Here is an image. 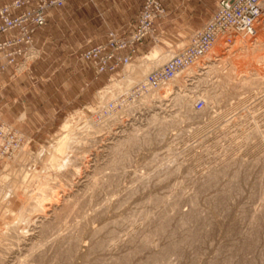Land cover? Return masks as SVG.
<instances>
[{
	"label": "rangeland",
	"instance_id": "obj_1",
	"mask_svg": "<svg viewBox=\"0 0 264 264\" xmlns=\"http://www.w3.org/2000/svg\"><path fill=\"white\" fill-rule=\"evenodd\" d=\"M158 1L162 3L165 9V17L158 20L160 22V25L157 27L158 33H155V35L153 33V35H151V45L144 47V49H142L138 55L136 54L131 63L137 62L139 59L149 55L154 50H157L160 54L167 53L171 57L178 50L186 47L189 44L193 33L200 29L208 21L217 3V0H213V9L212 12H209V10L211 9L210 1L207 2L208 6L204 1L202 7L200 8V11L199 9L198 11L194 9V2L196 0ZM67 3L65 5V112L61 117L60 122L56 124L53 132L47 138L38 140L35 143H31L18 132V134L24 138V142L21 145L20 151L14 153V156L9 159L3 158L0 155V245H8L11 243L9 240H12L11 236L13 234L10 232H12L15 227H18L20 230H26L27 233L31 232V230L35 226H37L38 221H40L43 217H40L36 213H34L29 217L30 222L25 221L23 223V221L21 220L17 221V217L20 214L21 209L27 207V202L23 201L24 198L22 199V197H20L23 187V184H21L23 181L22 177L25 174H27L28 177V180L25 181V185L26 183L27 185L29 184L27 191H30L31 194L34 191L33 189L40 193L41 191H39L38 189H43L44 187L41 185L46 183L47 186H53V184L55 183L56 185H54L56 187L61 184L64 187V173L65 179L67 181L69 179L71 180V178L68 177V172L66 171L69 166H65V169L67 168L65 172L64 169H62L61 163H59V166H61L59 167V169L55 168L56 171L55 169H51L53 167H51L50 156L48 155V152L50 151L49 146L51 147L52 143L63 135V133L60 131V127L64 123V121L68 117H70V115L80 112L81 117L90 121L95 120L94 122L99 123L102 120L100 119L102 118V115L103 117H106L107 112L105 109H107L116 113L119 111L123 112L122 115L119 112V118L121 119L119 122H112L114 118L111 119V125L109 124L110 129L104 130L99 133L98 141L94 146L96 149L92 147L88 156V159H90L89 165H92L88 170L92 171L90 175L94 174L92 176L89 175L90 178L94 179L102 177L99 178L100 180H103V178H105V181L103 180V183L101 181V184L99 183L100 180L98 179L99 181L97 180V185L95 187L97 188V190H102L104 188L106 190H100L95 193V187H90V185L88 186V188H79V190L76 189V187H74L73 185H69L72 184V182L69 180L71 183L68 181L69 183L67 184L71 188L67 187L68 185H65V199L68 198L69 202L72 201L70 205L74 209L70 207V211L65 215V218H68H66V221H64L66 224L64 223L62 226L52 229L46 236L48 238L46 240L47 242H43L44 244L40 246L38 250L36 249L37 253L36 251L31 254H26L24 251L21 252L22 254L25 253L26 255H24L27 256V258H25V264H196V262L197 264H251L253 261L254 263L262 264L261 261H263L264 259V255L262 254L264 253V227H262L264 226V222H262L264 221V209L261 206V203H264V201H262L264 200V193L263 196L261 194L262 191L264 192V190L261 188H264V46L252 54H241V57L238 59V63L236 61V64L239 66L240 73L237 75V77H234L230 84L227 83L226 85L228 86L227 89L229 88L230 91H225V89L224 91H222L220 89H217V87L212 84L214 80L219 81L217 73L215 72V74L212 73L208 75L205 80H203V77H200L202 78L200 82H196V79L193 80V77L197 78L196 75L190 76V78L192 77V79L189 78V81L185 82V86L183 87L184 89L182 88L181 91L183 93L185 91V93L191 92V95L195 94V98L198 96L192 104V109L196 114V118L193 117V120L187 118L183 119V116L188 115L187 113H184V111L182 112L183 114L179 112L180 110L178 109L177 104L174 101V95L172 93L162 101V107H160L161 111L157 109L155 110V113L158 112L157 114L159 115L160 121H157L159 124L156 123V130L154 129V131H150L148 134H146V139H144L141 132L145 130L146 126L148 127L147 123H150V119L153 113H149L148 117L146 114H144V116L142 117L140 116V114L143 115L144 110H141L143 109V107H141L139 111H131V106H129L132 104L134 105L135 102L139 101V98L142 94L141 92L138 98L134 96L135 88L138 82H140L141 80L140 76H132L133 78L131 79L133 83L127 89H124L122 87V84L125 83L124 80L129 79V73L131 72V70L125 68L126 66H120L119 68H117L116 72L112 74L107 75V73H104L100 78L99 75L96 74L95 69L91 67L89 63H83L81 57L77 56V53L80 52L84 48V46H87L91 41H86L84 44H81V41L75 40V38L70 39L73 33H75L76 35V32L78 30L82 33L85 32V34H93L98 30L107 31V34L112 31L121 36H124L130 31L131 27L136 24L137 15L141 7V1L70 0V2L68 4ZM198 15L204 17L208 15V19H203L202 21L204 22L199 27L196 26L199 22ZM68 29H70V32L68 31ZM258 32V34L264 35V28H259ZM145 44L147 43H144V45ZM80 45L81 47H78ZM72 49H74L77 53L71 54L74 51H72ZM46 53L47 55L46 59H44L45 61L48 59H55L58 64L61 62V55H59V53H57L55 50L51 49ZM38 56V59L42 58L39 52ZM76 56L79 58V60H81V62L83 63L82 65L81 63H79L80 61L75 60ZM260 57L261 59L263 57V60H259ZM169 58L163 60L164 62L155 67L146 66V71L143 70L142 72L143 78L144 76L146 78L147 74L159 68ZM45 61L39 63L35 68H33V70L32 68H30L20 75H28L31 78L35 74L38 80H41L42 82V80L46 79L49 76H53L54 74V76H59V79L61 80V77L64 76V73L61 70V66L51 67L49 63H45ZM77 63L79 65H77ZM77 70H81L83 72V77H76ZM203 72L204 70L200 73ZM181 73H184V71ZM181 73L179 75H181ZM245 78H247V83H245ZM77 79L79 80L80 87L82 86V89H84V91L82 92L83 98L79 99L76 98L78 83ZM112 81H116L114 84L116 88L113 85L110 86L112 84ZM117 82L120 84H118ZM116 83L120 88L117 87ZM171 83L172 82H169L168 84ZM192 85L194 88L192 87ZM105 88H108V91H106ZM213 88L217 90L215 91L213 90ZM103 89H105V91H102ZM109 89H111L112 91ZM178 89L180 88L174 87L173 91H176ZM187 89H189L190 92ZM205 91L210 92H206L205 94L203 93ZM101 92L102 94H99ZM207 94L213 95V99L214 97L216 98L214 99L213 103L208 101L209 99H206L205 95ZM105 95H107V97H105ZM198 99H202L204 101V107L201 111H197L195 108V102ZM69 100L72 101V104L70 103V105H68L67 103ZM205 100H207L206 102H209L208 106H205L207 105ZM155 105L157 106L158 103H156ZM111 106L112 108H110ZM121 108H123L122 110H125L126 112L122 111ZM208 110L210 111L211 115H209ZM137 112H139L140 114ZM135 117H139L140 119L133 122V119ZM180 118L182 120H180ZM130 124L132 125V129H134V132L137 131L135 132V134L139 136L140 142L134 146L129 144L128 147H125L126 149H124L123 147L119 149L115 154L111 153L110 156L106 155V153L102 151L104 149L105 142H107L104 141V139H108L107 134L105 133L111 132L112 134H114L113 138L117 136L115 138L118 139V137L120 136L118 132H120L121 130V125L126 126ZM4 125L8 126L7 124ZM0 126H2V124ZM158 126L160 127L158 128ZM129 132L132 131L129 130ZM140 133L142 135H139ZM140 136L142 137L140 138ZM256 143L261 144L260 148ZM255 144L257 145V148ZM45 147L47 148V151ZM256 149L262 150L260 151L261 153H258L259 151H257ZM121 151L123 152V155ZM95 160H97L96 162H98L99 164L98 167L102 166L101 168L99 167L96 170L95 166H93L97 165V163H93V161ZM103 172L104 174H102ZM31 173H37L40 179L38 177L34 178V181H32L33 178L29 177ZM107 173H109L108 177ZM114 173H116L117 175ZM96 174L98 176H96ZM111 174L113 176H111ZM104 175H106L108 179L106 177H103ZM121 175H123V177ZM142 176L143 178L141 179ZM92 180L90 179V181ZM106 181L109 182L105 184L104 182ZM94 182H96L95 179ZM109 183L111 185H109ZM103 184L105 185V187L103 186ZM112 184H114L113 186L115 187H113ZM98 186L99 188L100 186H103V188L98 189ZM89 187L93 189L91 190ZM118 187L120 188L118 189ZM115 188L119 193L114 192L116 191ZM125 188L127 189L125 190ZM68 189L71 190L68 191ZM88 189H90V193L95 189L94 193L96 194V196L95 194H93V192L91 193L93 196L90 195ZM113 189L115 190L112 191ZM128 189L133 190V192H130V190ZM81 190H85V194H83V191L81 192ZM128 191L130 192V194ZM258 191L261 192V195ZM57 192L60 195L62 194L59 187ZM86 192L88 194H86ZM243 193L245 196L247 194L248 195L244 197ZM31 194L29 196L32 197L36 193H34L33 195ZM98 194L100 196H98ZM118 194L122 195L119 196ZM110 195H112V197L111 199L109 198L110 200H108L107 197H110ZM82 197H85V200H83ZM121 197L123 198V200ZM252 197H256L255 202H258V200L260 201V198L262 197L261 203L256 202V205ZM97 198L98 200H96ZM91 199L93 202L91 201ZM106 199L111 202L109 203ZM249 199L252 202H250ZM73 201L74 205H72ZM245 201L248 203H246ZM87 202L88 204H90L89 206L88 204H85ZM107 202L109 203V205ZM101 203L102 205L100 206L99 204ZM245 203L246 207L252 206V208L256 207L258 210H256V217H254L252 222L248 225L244 222L243 218L245 214L242 213L245 210ZM94 207L97 209H95ZM109 209L112 212H110ZM72 210L73 212H71ZM91 211L93 212L91 213ZM195 211L199 212L196 213ZM72 213H74V215ZM209 214H211L213 217ZM76 216L78 219L76 218ZM86 217H88L90 223L88 221L86 222ZM121 217L122 220L120 222ZM102 218L105 219V222H103L104 220ZM206 218L208 220H206ZM212 218H214V220L219 219L218 223L217 220L213 222ZM79 219L82 221L84 219L85 220L81 222ZM241 219L243 220L241 221ZM123 222H126V227L124 226ZM112 223L115 225H113ZM85 224H88L90 226H86ZM108 224L112 225L110 226ZM101 225L102 228L104 227L103 230L101 228ZM243 225L247 229L244 228ZM71 226L73 227V229ZM109 226L112 230L109 229ZM258 229H260L259 232L261 233V235L259 232H257ZM131 231L135 233V235L130 233ZM253 231H255L256 233ZM52 233L54 235H52ZM240 233L242 235H240ZM89 234H94L91 236L92 239L94 237L95 240L89 239ZM112 234L116 235L113 236ZM124 234L127 236V238ZM130 234L132 235L130 236ZM257 234L260 236H258ZM51 235L54 237H52ZM91 236L89 235L90 238ZM103 236L106 238H103ZM117 236L120 239H118ZM74 237H76L75 240ZM107 237L109 238L107 239ZM111 237L113 238L111 239ZM124 237L126 238V240ZM59 239L62 240L60 241ZM50 240L54 243H49ZM111 240L112 243L114 242V240L116 241L114 242L115 246L113 243L114 247L112 246V243H109V241ZM101 241H104V248L108 249L105 252H101V249L94 248L97 246L96 243L98 242V245H100ZM240 241L244 242L241 243ZM91 242L95 243H93L94 247ZM258 242H260L259 246L257 244ZM121 243L123 244V246ZM64 244L65 246H63ZM250 244L254 245V248ZM204 245H206V247ZM244 245L247 248H245V250H243ZM212 248H214L215 251ZM74 249H77L82 253H86L84 257L86 260H84L83 258L80 260L79 258L74 256ZM221 249H223V252L221 251ZM71 250L74 251L72 252ZM254 250L257 251V254ZM249 251H251L252 254L251 252L248 253ZM206 252H209L210 255H207ZM258 253L260 256L258 255ZM35 254L37 257L35 256ZM99 254L101 255L99 256ZM249 254L252 255H250V258H248ZM244 255L250 262H244L246 261ZM253 255H257V257H253ZM197 258L201 260L199 261L197 260ZM58 259H60L61 261ZM69 259L71 260V262ZM215 259L221 260L217 261ZM203 261L206 262L203 263Z\"/></svg>",
	"mask_w": 264,
	"mask_h": 264
},
{
	"label": "bare ground",
	"instance_id": "obj_2",
	"mask_svg": "<svg viewBox=\"0 0 264 264\" xmlns=\"http://www.w3.org/2000/svg\"><path fill=\"white\" fill-rule=\"evenodd\" d=\"M259 32H257V34H256V36H255V38L252 40V39H250V38H248V37H246V36H242V35H240V36H235L234 37V40H233V42H232V44H226L225 43V39L223 38V37H218L217 38V40H216V42L214 43V45L212 46V48L210 49V51L207 53V55H205V56H203L202 57V59L201 60H199V61H197L194 65H192V66H190V67H188L187 69H185L184 70V73H181V75H177L172 81H170V82H172L171 84H168V83H166V84H163V85H161V86H159L158 88H156V89H150V88H147V89H145V90H143L142 91V94H141V96H140V98H139V101H137V102H135V104L133 105H129V106H131L130 108H131V111L132 110H140L141 109V107H143V109H141L142 111H143V115L142 114H140L139 112H137V113H139L140 114V116H144V114H146L147 115V117L149 116V113H153L152 114V116H151V119H150V123L148 124L147 123V125H148V127L146 126V128H145V130H143L141 133L143 134H139V135H142L143 137H144V139H146L145 137H146V134H148L150 131H154V129H155V127H156V123H158L157 121H160L159 120V115L157 114V113H155V110L157 109V110H160V107H162V101L163 100H165L169 95H171L172 93H173V95H174V101H175V103L177 104V107H178V109L180 110L179 112H183L184 111V113H187V115L188 116H183L182 114V116L184 117H181V118H183V119H185V118H187V119H194V118H196V114H195V112L193 111V109H192V104L194 103V101H195V99L198 97H196L195 98V94H193V95H191L192 93L190 92V88L189 89H187L190 93H183L182 91H181V89L185 86V82H187V81H189L188 79L190 78V76H192V75H196L197 76V78H195V77H193L194 79L193 80H195L196 79V82H200L201 80H202V78H200V77H203L204 79L203 80H205V78H207V76L208 75H210V74H212V73H217V77H218V79H219V81L218 80H214V82H215V84L217 85H215L214 84V82L212 83L215 87H217V89H220V90H222V91H224V89H225V91H230L229 90V88L227 89V87L228 86H226L227 85V83L228 84H230V82H232V80L234 79V77H237V75L240 73L239 72V66L236 64V61H237V63H238V59L241 57V54L242 55H248V54H252V53H254V52H256L257 50H259L260 48H262L263 46H264V35L263 34H258ZM239 52V53H238ZM35 55H37V53H31V54H29V56H32V57H35ZM170 57V55L169 54H160L157 50H154L152 53H150L149 55H147V56H144L143 58H141V59H139L137 62H133V63H129V64H127L126 65V69H129V70H131V72L129 73V79L128 80H124V82L125 83H123L122 84V87L125 89H127V88H129L131 85H132V79L131 78H133L134 76H136V77H138V76H140V82H138V84H137V86H141V85H143L144 84V82H145V76H144V78H143V74H142V72H143V70H145L146 69V66H151V67H155V66H157V65H159L160 63H162V62H164L163 60H166L167 58H169ZM259 60H263V57H262V59H261V57L259 58ZM259 62V61H258ZM27 65H28V62H25V63H23V64H21L19 67H18V71H20V70H24L26 67H27ZM222 67V68H221ZM148 68V67H147ZM204 70V72L203 73H200L201 71H203ZM146 71V70H145ZM129 72V71H128ZM200 74H199V73ZM197 73H198V75H197ZM214 73V74H215ZM133 76V77H132ZM259 76V75H258ZM126 77H127V75H126ZM216 77V78H217ZM125 78V77H124ZM134 79H136V78H134ZM139 79V78H138ZM191 79V78H190ZM137 81V80H136ZM218 81V82H217ZM115 82L116 81H112V84L110 85V86H115L114 84H115ZM191 82V81H190ZM196 82H195V85H196ZM248 81H247V78H245V83H247ZM251 82V81H250ZM255 82V81H254ZM118 83V82H117ZM116 83V84H117ZM135 83V82H134ZM192 83H194V82H192ZM118 84H120V83H118ZM118 84H117V87H118ZM134 85V84H133ZM175 85V86H174ZM187 85V84H186ZM191 85V84H190ZM189 85V86H190ZM198 85V84H197ZM213 85H212V87H213ZM251 85V84H250ZM110 86H108V87H110ZM172 86H174V87H178V88H180V89H178V90H176V91H173V88L174 87H172ZM188 86V85H187ZM246 86V85H245ZM252 86V85H251ZM192 87H193V85H192ZM255 87V86H254ZM115 88H116V86H115ZM118 88H120V87H118ZM122 88V89H123ZM194 88V87H193ZM106 89V91H108L107 89L108 88H105ZM105 89H103L102 91H105ZM175 89H177V88H175ZM184 89V88H183ZM202 89H204V88H202ZM216 89V90H217ZM109 90H111V89H109ZM114 90V89H113ZM192 90V89H191ZM206 90V89H205ZM211 90V89H210ZM213 90H215V88H213ZM215 90V91H216ZM112 91V90H111ZM219 91V90H218ZM206 92H210V91H205V92H203V93H205L206 94ZM111 93V92H110ZM216 93V92H215ZM99 94H102V92L101 93H99ZM210 96V97H209ZM105 97H107V95H105ZM112 97V96H111ZM205 97H206V99H209L208 101H210L211 103H213V101H214V99H216L215 97H214V99H213V95H205ZM204 97V98H205ZM216 97H217V95H216ZM255 97V96H254ZM103 98V97H102ZM207 100H205V102H206ZM156 103H158V105L156 106L155 104ZM161 103V104H160ZM208 103L209 102H206V104L207 105H205V106H208ZM127 105V104H126ZM211 105V104H210ZM128 106V107H129ZM208 108V107H207ZM123 108H121V110H122ZM162 109V108H161ZM106 110V112H107V115H106V113H105V115H106V117H103V115H102V118H100V119H102L99 123H96V122H94V121H90V120H87V119H85V118H83V117H81V113L80 112H78V113H74L73 115H70V117H68L65 121H64V123L61 125V127H60V131L63 133V135L61 136V137H59L55 142H51L52 143V146L50 147L49 146V156H50V163H51V167H53V168H51V169H59V167H61L62 166V169H64V172H65V170L67 169H65V166L67 167V166H69V168L66 170L67 172H68V174H69V176L68 177H70L71 178V182H72V184H69V185H73L74 187H76V189H79V188H84V187H87L88 188V186L90 185V187L91 186H93V187H95L96 185H97V180L99 179V178H102V177H98V178H94L95 180H96V182H94V179L93 178H90V176H92V175H94V174H92V175H90V173L92 172V171H90V170H88V169H90V166H92V165H89V161H90V159H88V156H89V152L91 151V148L92 147H94L95 146V144L97 143V141H98V138H99V133H101L102 131H104V130H107V129H110L109 128V124L111 125V119L112 118H114V120L112 121V122H119L120 121V119L121 118H119L120 117V115H119V112H112V111H109V110H107V109H105ZM127 110V109H126ZM130 110V109H129ZM122 111H125V110H122ZM161 111V110H160ZM126 112V111H125ZM208 112H209V115H211L210 114V111L208 110ZM213 112V111H212ZM211 112V113H212ZM121 113V115H122V113L123 112H120ZM129 113V112H128ZM214 113V112H213ZM216 113V112H215ZM208 114V113H207ZM104 115V116H105ZM180 115V114H179ZM213 115V114H212ZM109 116V117H108ZM139 116V117H140ZM127 117V116H126ZM134 118L133 119V122H135L136 120H138V119H140V118ZM165 117V116H164ZM176 117H178V116H176ZM194 117V118H193ZM180 118V120H182ZM176 120H177V118H176ZM179 120V119H178ZM212 120V119H211ZM187 121V120H186ZM188 121H190V120H188ZM138 122V121H137ZM179 122V121H178ZM183 122H185V121H183ZM122 123V122H121ZM120 123V124H121ZM114 124V123H113ZM135 124V123H134ZM133 124V125H134ZM159 124V123H158ZM126 126H128V127H126ZM126 126H123V125H121V130H120V132H118L119 134H120V136L118 137V139H116L115 137H117V136H115L114 138H113V136H114V134H112L111 132H108V133H105V134H107V137H108V139L107 140H105L104 139V141H107V142H105V144H104V149L102 150V151H104L105 153H106V155H111V153H116L119 149H121V148H123L124 147V149H126L125 147H128V145L129 144H131L132 146H134V145H137V143H139L140 141H139V136H137V134H135V132H137V131H135L134 132V129H132V125L130 124V125H126ZM136 126V125H135ZM120 127V126H119ZM141 127V126H140ZM160 126H158V128H159ZM112 128V127H111ZM133 128H135V127H133ZM157 128V129H158ZM176 128V127H175ZM174 128V129H175ZM140 129V128H139ZM142 129V128H141ZM178 129V128H177ZM129 130H131L132 132H129ZM156 130V129H155ZM223 130V129H222ZM256 130V129H255ZM109 131H111V130H109ZM157 131H159V130H157ZM221 132V131H220ZM158 133V132H157ZM204 133V132H203ZM116 134V133H115ZM258 134V133H257ZM117 135V134H116ZM259 135V134H258ZM142 136H140V138L142 137ZM261 136V135H260ZM224 137V136H223ZM138 138V139H137ZM260 138V137H259ZM253 140V139H252ZM101 141V140H100ZM103 141V142H104ZM227 141V140H226ZM245 142H247V141H245ZM49 144V143H48ZM230 144V143H229ZM249 144H251V143H249ZM258 146H259V148H260V146H261V144L260 143H256ZM255 144V146H256V148H257V145ZM51 145V144H50ZM137 147V146H136ZM46 148V147H45ZM95 148V147H94ZM250 148V147H249ZM255 148V147H254ZM41 149V148H40ZM96 149V148H95ZM98 149H100V148H98ZM97 149V150H98ZM93 150V149H92ZM123 150V149H122ZM257 150V149H256ZM255 150V151H256ZM264 150V149H263ZM20 151V150H19ZM46 151H47V148H46ZM46 151H45V153H46ZM100 151V150H99ZM257 151H259L258 153H261L260 151H262V150H260V149H258ZM256 151V152H257ZM121 153H122V155H123V152L121 151ZM263 153V152H262ZM43 154V153H42ZM96 154V153H95ZM100 155V154H99ZM43 156V155H42ZM262 156V155H261ZM107 158V157H106ZM49 159V158H48ZM96 159V158H95ZM227 159V158H226ZM245 159V158H244ZM97 160H95V161H93V163L95 162V163H97V165H93V166H95V170L97 169V168H99L98 167V162H96ZM165 161V160H164ZM223 161V160H222ZM228 161V160H227ZM264 162V161H263ZM49 163V162H48ZM59 163H61V166H59ZM102 164V163H101ZM113 164V163H112ZM115 164V163H114ZM220 165H221V163H220ZM110 166V165H109ZM48 167V166H47ZM49 167H50V165H49ZM102 167V166H101ZM100 167V168H101ZM94 168V167H93ZM56 169H55V171H56ZM106 169V168H105ZM220 169V168H219ZM21 170V169H20ZM61 170V169H60ZM93 170V169H92ZM122 170V169H121ZM136 170V169H135ZM181 170V169H180ZM58 171V170H57ZM102 172V171H101ZM105 172V171H104ZM104 172L102 173V174H104ZM56 173H59V172H56ZM98 173V172H97ZM134 173V172H133ZM24 174V173H23ZM101 174V175H102ZM114 174H116V173H114ZM120 174V173H119ZM138 174V173H137ZM90 175V176H89ZM99 175H100V173H99ZM108 175H109V173H107V177H108ZM117 175V174H116ZM199 175V174H198ZM58 176V175H57ZM56 176V177H57ZM96 176H98L97 174H96ZM111 176H113L112 174H111ZM111 176H109V177H111ZM119 176V175H118ZM122 177H123V175H121ZM140 176V175H139ZM258 176V175H257ZM7 177H8V175H7ZM22 177V176H21ZM29 177L30 178H33V180L32 181H34V178H38L39 176H38V174L37 173H31V175H29ZM64 187L62 186V184L61 183H59V184H61V185H58L57 187L53 184V186H47L46 184H42L41 186H43L44 188L43 189H38L39 191H41L40 193L39 192H37V191H35V189H33L34 191V193H36V194H34L33 192H32V194H31V192L30 191H27V188L29 187L28 185H27V183H26V185H25V181L26 180H28L27 178V174H25L22 178H23V181H22V183L21 184H23V187H22V193H21V196L20 197H22V199H23V201H25V202H27V207L26 208H23V209H21V211H20V214L18 215V219H17V221L19 220H21V221H23V223L26 221H29L30 219H29V217L32 215V214H34V213H36L38 216H40V217H42V219L40 220V221H38V223H37V226H35L32 230H31V232H26V230L24 231V230H20L18 227H15L14 229H13V231L12 232H10V233H12L13 235L11 236L12 237V240H9L11 243L10 244H8V245H0V264H25V261H26V259L25 258H27V256H25L26 254H31V253H33L34 251H36V249L38 250L39 249V247L40 246H42L44 243H45V241L48 239L46 236L49 234V232L52 230V229H55L56 227L58 228V227H60V226H62L65 222L64 221H66V218H65V215L70 211V207H72L70 204L72 203V199L70 200L71 202H69L68 201V198L67 199H65V185H68L67 183H69L66 179H65V173H64ZM95 177V176H94ZM103 177H106V175H104ZM106 177V178H107ZM115 177V176H114ZM21 178V179H22ZM43 178V177H42ZM117 178V177H116ZM121 178V177H120ZM133 178V177H132ZM143 178V176L141 177V179ZM10 179H11V177H10ZM39 179H40V177H39ZM90 179L92 180V181H90ZM105 178H103V180H104ZM108 179V178H107ZM109 179H111V178H109ZM113 179V178H112ZM196 179V178H195ZM232 179V178H231ZM264 179V178H263ZM37 180V179H36ZM57 180V179H56ZM65 180H66V182H65ZM100 180V179H99ZM98 180V181H99ZM103 180H100V184H101V181H102V183H103ZM146 180V179H145ZM151 180V179H150ZM105 181V180H104ZM142 181V180H141ZM171 181V180H170ZM212 181V180H211ZM225 181V180H224ZM24 182V183H23ZM37 182V181H36ZM70 182V183H71ZM93 182V183H92ZM107 182H109V181H106V182H104L105 184L107 183ZM113 182V181H112ZM111 182V183H112ZM139 182V181H138ZM150 182V181H149ZM264 182V181H263ZM4 183V182H3ZM28 183H30V182H28ZM43 183V182H42ZM92 183V184H91ZM137 183V182H136ZM254 183V182H253ZM262 183V182H261ZM6 184V183H5ZM51 184V183H50ZM134 184V183H133ZM260 184V183H259ZM69 185L67 186V187H69ZM108 185V184H107ZM109 185H111L110 183H109ZM114 184H112V186H113ZM40 186V187H41ZM55 186V187H54ZM103 186L105 187V185L103 184ZM103 186L101 187L100 186V188H103ZM118 186V185H117ZM132 186V185H131ZM149 186V185H148ZM164 186V185H163ZM199 186V185H198ZM264 186V185H263ZM58 187L60 188V192L62 193L61 195L57 192V190H58ZM66 187V188H67ZM89 187V188H90ZM108 187H110V186H108ZM107 187V188H108ZM113 187H115V186H113ZM133 187V186H132ZM37 188V187H36ZM56 188H57V190H56ZM69 188H71V187H69ZM99 188V186H98V189H100ZM110 188H112V187H110ZM120 187H118V189H119ZM123 188V187H122ZM130 188V187H129ZM196 188V187H195ZM200 188V187H199ZM263 190H264V188L263 187H261ZM11 189V188H10ZM85 189V188H84ZM91 189V188H90ZM90 189H88V192L90 193ZM93 189V188H92ZM91 189V190H92ZM96 189V190H95ZM95 193L97 192V191H100V190H97V188L95 187ZM105 189V188H104ZM104 189H102V190H104ZM116 189V188H115ZM115 189H113L112 191H114ZM127 188H125V190H126ZM185 189V188H184ZM226 189V188H225ZM1 190V189H0ZM3 190V189H2ZM30 190V189H29ZM37 190V189H36ZM69 190H71V189H68V191ZM75 190V189H74ZM80 190V189H79ZM94 190L92 191L93 192V194H95L94 193ZM101 190V191H102ZM106 190V189H105ZM121 190V189H120ZM128 190H130V189H128ZM192 190V189H191ZM83 191V194H85L84 192H85V190H81V192ZM251 191V190H250ZM261 191V190H260ZM91 192V193H92ZM104 192V191H103ZM114 192H117V189H116V191H114ZM129 192V191H128ZM130 192H133V190H130ZM130 192H129V194H130ZM134 192H135V190H134ZM178 192V191H177ZM190 192H192V191H190ZM211 192V191H210ZM226 192V191H225ZM257 192V191H256ZM259 192V191H258ZM31 195H33L32 197L31 196H29L30 194ZM67 193V192H66ZM71 193H72V191H71ZM90 193V195H92ZM117 193H119V192H117ZM195 193V192H194ZM222 193H224V192H222ZM245 193V192H244ZM244 193H243V195H244ZM261 192H259V194H260ZM263 191H262V196H263ZM86 194H88L87 192H86ZM114 194V193H113ZM116 194V193H115ZM139 194V193H138ZM201 194V193H200ZM251 194V193H250ZM254 194V193H253ZM260 194V195H261ZM70 195V194H69ZM77 195H82V194H77ZM90 195H89V197H90ZM103 195H104V193H103ZM119 196H121L122 194H118ZM141 195V194H140ZM146 195V194H145ZM248 195V194H247ZM246 195V196H247ZM259 195V196H260ZM85 196H88V195H85ZM93 196V195H92ZM91 196V197H92ZM95 196H96V194H95ZM94 196V197H95ZM98 196H100L99 194H98ZM116 196V195H115ZM157 196V195H156ZM169 196V195H168ZM180 196H181V194H180ZM180 196H179V199H180ZM185 196V195H184ZM198 196V195H197ZM202 196V195H201ZM203 196H204V194H203ZM245 195H244V197H246ZM250 196V195H249ZM69 197V196H68ZM72 197V196H71ZM76 197H78V196H76ZM111 197H112V195H110V197H107L108 198V200H110L111 199ZM114 197V196H113ZM117 197V196H116ZM123 197V196H122ZM121 197V198H122ZM127 197V196H126ZM136 197V196H135ZM151 197V196H150ZM80 198V197H79ZM83 198V200H85L84 198L85 197H82ZM96 198V197H95ZM110 198V199H109ZM120 198V197H119ZM130 198H131V196H130ZM129 198V199H130ZM153 198V197H152ZM158 198V197H157ZM173 198H174V196H173ZM203 198V197H202ZM201 198V199H202ZM249 198V197H248ZM251 198V197H250ZM253 198V201L255 202V200H256V197L254 198V197H252ZM74 199V198H73ZM81 199V198H80ZM94 199V198H93ZM105 199V198H104ZM115 199V198H114ZM169 199H170V197H169ZM244 199V198H243ZM247 199V198H246ZM259 199V198H258ZM261 200H262V197L260 198ZM82 200V201H83ZM90 200V199H89ZM96 200H98V198L96 199ZM107 200V199H106ZM107 200V201H108ZM122 200H123V198H122ZM135 200V199H134ZM206 200V199H205ZM204 200V201H205ZM261 200L259 201L258 200V202L259 203H261ZM77 201V200H76ZM87 201V200H86ZM91 201H92V199H91ZM99 201H101V200H99ZM103 201V200H102ZM113 201V200H112ZM117 201V200H116ZM121 201V200H120ZM119 201V202H120ZM152 201V200H151ZM233 201V200H232ZM246 201H248V200H246ZM245 201V202H246ZM249 201H250V199H249ZM262 201H264V200H262ZM78 202V201H77ZM80 202H81V200H80ZM93 202V201H92ZM92 202H90V203H92ZM105 202V201H104ZM109 202V201H108ZM107 202V203H108ZM111 202V201H110ZM109 202V203H110ZM203 202V201H202ZM207 202V201H206ZM250 202H252V201H250ZM257 202V201H256ZM255 202V204L257 205V203ZM103 203V202H102ZM102 203L101 204H99L100 206L102 205ZM109 203H108V205H109ZM114 203V202H113ZM118 203V202H117ZM124 203V202H123ZM246 203H248V202H246ZM246 203H245V210H244V212H242V213H244L245 215H244V222L245 223H247V225L249 224V223H251L252 222V220L254 219V217H256V210H257V208L256 207H253L252 208V206H247L246 207ZM85 204H88V202L87 203H85ZM132 204V203H131ZM167 204V203H166ZM201 204H204V203H201ZM244 204V203H243ZM262 205V207H263V209H264V203H261ZM72 205H74V201H73V204ZM76 205V204H75ZM83 205V204H82ZM90 204H88V206H89ZM92 205V204H91ZM94 205H96V204H94ZM98 205V204H97ZM107 205V206H108ZM112 205V204H111ZM124 205V204H123ZM93 206V205H92ZM115 206H117V205H115ZM115 206H114V208H115ZM255 206V205H254ZM259 206H260V204H259ZM96 207V206H95ZM94 207V208H95ZM98 207V206H97ZM109 207V206H108ZM112 207V206H111ZM124 207V206H123ZM163 207V206H162ZM203 207V206H202ZM215 207V206H214ZM222 207V206H221ZM241 207V206H240ZM73 208V207H72ZM71 208V209H72ZM76 208V207H75ZM80 208V207H79ZM107 208V207H106ZM121 208V207H120ZM206 208V207H205ZM204 208V209H205ZM218 208V207H217ZM74 209V208H73ZM77 209H78V207H77ZM87 209H88V207H87ZM95 209H97V208H95ZM112 209V208H111ZM199 209V208H198ZM203 209V210H204ZM81 210H82V208H81ZM110 210V209H109ZM108 210V211H109ZM158 210V209H157ZM206 210V209H205ZM204 210V211H205ZM212 210V209H211ZM211 210H210V212H211ZM243 210V209H242ZM76 211V210H75ZM90 211V210H89ZM107 211V210H106ZM126 211V210H125ZM204 211H203V213H204ZM209 211V210H208ZM207 211V212H208ZM258 211V210H257ZM71 212H73V210L71 211ZM80 212V211H79ZM93 211H91V213H92ZM110 212H112L111 210H110ZM118 212V211H117ZM196 213L197 212H199V211H195ZM207 212H205V213H207ZM209 212V213H210ZM215 212V211H214ZM216 213V212H215ZM73 215H74V213H72ZM189 214V213H188ZM199 214V213H198ZM197 214V215H198ZM213 214V213H212ZM241 214V213H240ZM69 215V214H68ZM102 215V214H101ZM114 215V214H113ZM116 215V214H115ZM179 215V214H178ZM182 215V214H181ZM203 215V214H202ZM210 216H212L211 214H209ZM78 216V215H77ZM77 216H76V218H77ZM94 216V215H93ZM105 216V215H104ZM109 216V215H108ZM123 216V215H122ZM128 216V215H127ZM200 216H201V214H200ZM206 216V215H205ZM214 216H216V215H214ZM69 217V216H68ZM74 217V216H73ZM79 217V216H78ZM107 217V216H106ZM116 217H118V216H116ZM207 217H208V215H207ZM213 217V216H212ZM218 217H220V216H218ZM217 217V218H218ZM80 218V217H79ZM87 218V219H86ZM85 219H86V222L88 221L89 222V220H88V217H86ZM93 218V217H92ZM112 218V217H111ZM147 218V217H146ZM145 218V219H146ZM183 218V217H182ZM216 218V217H215ZM68 219V218H67ZM75 219V218H74ZM78 219V218H77ZM83 219V218H82ZM84 219V220H85ZM94 219V218H93ZM99 219V218H98ZM103 219V218H102ZM113 219V218H112ZM120 219V218H119ZM123 219H125V218H123ZM148 219V218H147ZM243 219H241V221L243 220ZM80 220V219H79ZM83 220V221H84ZM100 220V219H99ZM104 221L103 222H105V219H103ZM118 220V219H117ZM121 220H122V217H121V219H120V222H121ZM150 220V219H149ZM201 220V219H200ZM206 220H208L207 218H206ZM212 220H213V222L214 221H216V220H214V218H212ZM219 220V219H218ZM218 220H217V223H218ZM81 222H83L82 220H80ZM108 221V220H107ZM203 221V220H202ZM210 221V220H209ZM223 221V220H222ZM30 222V221H29ZM76 222V221H75ZM85 222V223H86ZM102 222V223H103ZM115 222H117V221H115ZM131 222V221H130ZM208 222V221H207ZM212 222V221H211ZM262 222H264V221H262ZM20 223V222H19ZM19 223H17V224H19ZM77 223V222H76ZM75 223V224H76ZM80 223V222H79ZM90 223V222H89ZM243 223V222H242ZM241 223V224H242ZM15 224V223H14ZM66 224V223H65ZM78 224V223H77ZM84 224V223H83ZM106 224V223H105ZM113 224V223H112ZM111 224V225H112ZM123 224H124V226L126 227V222L124 223L123 222ZM122 224V225H123ZM157 224V223H156ZM261 224V223H260ZM82 225V224H81ZM86 225V224H85ZM84 225V226H85ZM88 225V224H87ZM86 225V226H87ZM98 225V224H97ZM102 225H104V224H102ZM102 225H101V228H102ZM108 225H110V224H108ZM110 225V226H111ZM113 225H115V224H113ZM119 225H120V223H119ZM149 225V224H148ZM170 225V224H169ZM12 226H13V224H12ZM66 226V225H65ZM75 226V225H74ZM83 226V227H84ZM88 226H90V225H88ZM92 226V225H91ZM110 226H109V229L110 230H112L111 228H110ZM117 226V225H116ZM115 226V227H116ZM141 226V225H140ZM208 226V225H207ZM214 226H215V224H214ZM224 226V225H223ZM244 226V225H243ZM72 227V226H71ZM76 227V226H75ZM112 227H114V226H112ZM123 227V226H122ZM139 227V226H138ZM165 227V226H164ZM220 227H221V225H220ZM232 227V226H231ZM241 227H242V225H241ZM260 227V226H259ZM262 227H264V226H262ZM10 228V227H9ZM13 228V227H12ZM87 228V227H86ZM89 228V227H88ZM92 228V227H91ZM91 228H90V230H91ZM104 228V227H103ZM103 228H102V230H103ZM119 228H120V226H119ZM127 228H128V226H127ZM140 228V227H139ZM244 228H246L245 226H244ZM261 228V227H260ZM63 229V228H62ZM68 229V228H67ZM67 229H66V231H67ZM72 229H73V227H72ZM76 229V228H75ZM83 229V228H82ZM124 229V228H123ZM130 229V228H129ZM128 229V230H129ZM218 229V228H217ZM247 229V228H246ZM12 230V229H11ZM10 230V231H11ZM79 230V229H78ZM81 230V229H80ZM89 230V229H88ZM116 230V229H115ZM125 230V229H124ZM123 230V231H124ZM140 230V229H139ZM157 230H158V228H157ZM220 230V229H219ZM257 230V229H256ZM259 230L260 229H258V231L257 232H259ZM94 231V230H93ZM101 231V230H100ZM119 231V230H118ZM130 231V230H129ZM136 231V230H135ZM134 231V232H135ZM69 232H70V230H69ZM79 232V231H78ZM110 232V231H109ZM109 232H108V234H109ZM120 232V231H119ZM127 232V231H126ZM172 232V231H171ZM219 232H221V231H219ZM253 232H255V231H253ZM65 233V232H64ZM89 233H90V231H89ZM91 233H93V232H91ZM112 233H116V232H112ZM118 233V232H117ZM124 233V232H123ZM123 233H120V234H123ZM129 233V232H128ZM130 233H132V234H134L135 235V233H133L132 231L130 232ZM249 233V232H248ZM247 233V234H248ZM256 233V232H255ZM260 233V232H259ZM51 234V233H50ZM87 234H88V232H87ZM132 234H130V236L132 235ZM221 234V233H220ZM254 234V233H253ZM10 235V234H9ZM52 235H54L53 233H52ZM51 235V236H52ZM90 236L91 235H94V234H89ZM89 235H88V238L89 239H91V240H93L94 239V237H93V239H92V236H91V238L89 237ZM110 235H111V233H110ZM110 235H109V237H110ZM113 236L114 235H116V234H112ZM125 235V234H124ZM127 235H129V234H127ZM224 235V234H223ZM240 235H242L241 233H240ZM251 235V234H250ZM258 235V234H257ZM260 235H261V233H260ZM260 235H258V236H260ZM106 236V235H105ZM108 236V235H107ZM123 236V235H122ZM126 236V235H125ZM130 236H128V237H130ZM182 236V235H181ZM211 236H212V234H211ZM222 236V235H221ZM249 236V235H248ZM254 236V235H253ZM252 236V237H253ZM264 236V235H263ZM45 237V238H44ZM49 237H50V235H49ZM52 237H54V236H52ZM83 237V236H82ZM82 237H80V238H82ZM109 237H107V239L109 238ZM119 237H120V235H119ZM118 236H117V238L118 239H120ZM175 237V236H174ZM215 237V236H214ZM255 237H256V234H255ZM262 237V236H261ZM75 238L76 237H74V240H75ZM103 238H106V237H104L103 236ZM113 237H111V239H112ZM115 238V237H114ZM125 238V237H124ZM123 238V239H124ZM126 238H127V236H126ZM126 238H125V240H126ZM209 238V237H208ZM260 238V237H259ZM8 239V238H7ZM45 239V240H44ZM53 239V238H52ZM106 239V240H107ZM118 239H115V240H118ZM122 239V240H123ZM210 239V238H209ZM60 240V239H59ZM62 240V239H61ZM60 240V241H61ZM82 240V239H81ZM95 240V239H94ZM110 240V239H109ZM114 240V242H116ZM121 240V241H122ZM219 240V239H218ZM255 240V239H254ZM253 240V241H254ZM257 240H258V238H257ZM256 240V241H257ZM264 240V239H263ZM57 241V240H56ZM60 241H59V243H60ZM78 241H80V240H78ZM255 241V242H256ZM262 241V240H261ZM4 242V241H3ZM44 242V243H43ZM47 242V241H46ZM53 241H51L50 240V242L49 243H52ZM54 242H55V239H54ZM53 242V243H54ZM64 242V241H63ZM74 242H76V241H74ZM89 242V241H88ZM96 242V241H95ZM99 242V241H98ZM98 242L96 243V247H94V244H93V247L95 248V249H101L100 251L102 252H105V251H107L108 249H106V248H104L105 246L103 245L104 244V241L102 242L101 241V244L100 245H98ZM113 242V243H114ZM213 242V241H212ZM217 242V241H216ZM241 243H243L242 241H240ZM254 242V243H255ZM72 243H73V241H72ZM109 243H112V240L111 241H109ZM113 243H112V246H113ZM119 243V242H118ZM123 243V242H122ZM121 243V244H122ZM196 243V242H195ZM204 243V242H203ZM207 243V242H206ZM218 243H219V241H218ZM58 244V243H57ZM62 244V243H61ZM70 244V243H69ZM258 244V246H259V244H260V242H258L257 243ZM52 245V244H51ZM54 245H56V244H54ZM76 245V244H75ZM80 245V244H79ZM152 245V244H151ZM203 245V244H202ZM208 245V244H207ZM215 245V244H214ZM218 245V244H217ZM250 245H252V244H250ZM46 246V245H45ZM49 246V245H48ZM63 246H65V244L63 245ZM114 246H115V243H114ZM113 246V247H114ZM122 246H123V244H122ZM191 246V245H190ZM205 247H206V245H204ZM209 246H210V244H209ZM219 246H221V245H219ZM253 246V248H254V245H252ZM258 246H256V247H258ZM53 247V246H52ZM57 247V246H56ZM69 247V246H68ZM201 247V246H200ZM264 247V246H263ZM262 247V248H263ZM42 248V247H41ZM54 248V247H53ZM180 248V247H179ZM202 248V247H201ZM208 248H210V247H208ZM208 248H206V249H208ZM221 248V247H220ZM245 245H244V249L243 250H245ZM250 248V247H249ZM258 248H260V247H258ZM52 249V248H51ZM94 249V250H95ZM213 250H214V248H212ZM211 249V250H212ZM247 249V248H246ZM251 249V248H250ZM249 249V250H250ZM257 249V248H256ZM42 250V249H41ZM70 250V249H69ZM75 250V251H74ZM74 250H71L72 252L74 251L75 253V255L74 256H76L77 258H79L80 260L83 258L84 260H86L84 257H85V255H86V253H82V252H80L79 250H77V249H74ZM223 249H221V251H222ZM253 250V249H252ZM251 250V251H252ZM264 250V249H263ZM22 251H24L25 253H21ZM97 251V250H96ZM208 251V250H207ZM215 251V250H214ZM251 251H249L248 253H250ZM255 251V250H254ZM259 251V250H258ZM262 251V250H261ZM40 252V251H39ZM56 252V251H55ZM86 252V251H85ZM88 252V251H87ZM223 252V251H222ZM246 252V251H245ZM256 252V254H257V251H255ZM263 252V251H262ZM36 253H37V251H36ZM42 253V252H41ZM100 253V252H99ZM110 253V252H109ZM207 253V252H206ZM216 253V252H215ZM241 253V252H240ZM239 253V254H240ZM243 253H244V251H243ZM25 254V255H24ZM66 254V253H65ZM64 254V255H65ZM112 254V253H111ZM193 254V253H192ZM205 254V253H204ZM210 255V253L208 252L207 253V255ZM217 254H218V252H217ZM251 254H252V252H251ZM251 254H249V257L248 258H250V255ZM255 254V253H254ZM263 255H264V253H262ZM23 255H24V257H23ZM33 255V254H32ZM42 255V254H41ZM63 255V256H64ZM69 255V254H68ZM101 254H99V256H100ZM196 255V254H195ZM220 255V254H219ZM225 255V254H224ZM223 255V256H224ZM242 255V254H241ZM248 255V254H247ZM258 255H259V253H258ZM262 255V256H263ZM29 256V255H28ZM34 256V255H33ZM35 256H36V254H35ZM51 256V255H50ZM49 256V257H50ZM111 256V255H110ZM125 256V255H124ZM206 256V255H205ZM212 256V255H211ZM213 256H214V253H213ZM217 256V255H216ZM252 256V255H251ZM254 256H256L257 257V255H253V257ZM260 256V255H259ZM30 257V256H29ZM37 257V256H36ZM41 257V256H40ZM71 257V256H70ZM91 257V256H90ZM173 257V256H172ZM188 257V256H187ZM32 258H34V257H32ZM45 258V257H44ZM47 258V257H46ZM184 258V257H183ZM201 258V257H200ZM214 258V257H213ZM220 258V257H219ZM222 258V257H221ZM244 258H245V260L246 261H244L245 263L247 262H250V261H248L247 259H246V257H245V255H244ZM30 259V258H29ZM40 259V258H39ZM48 259V258H47ZM75 259V258H74ZM101 259V258H100ZM208 259H210V258H208ZM243 259V258H242ZM241 259V260H242ZM254 259V258H253ZM260 259V258H259ZM258 259V260H259ZM58 260H60V259H58ZM70 260V259H69ZM68 260V261H69ZM73 260V259H72ZM168 260V259H167ZM197 260H199L198 258H197ZM197 260H195V261H197ZM201 260V259H200ZM199 260V261H200ZM212 260V259H211ZM215 260H217V261H220V260H218V259H215ZM222 260H223V258H222ZM240 260V261H241ZM256 260V259H255ZM61 261V260H60ZM67 261V262H68ZM74 261V260H73ZM109 261V260H108ZM198 261V262H199ZM216 261V262H217ZM224 261V260H223ZM226 261V260H225ZM252 261V260H251ZM263 261H264V259H263ZM263 261H261V263L262 264H264L263 263ZM38 262H40V261H38ZM70 262H71V260H70ZM76 262V261H75ZM81 262V261H80ZM91 262V261H90ZM168 262V261H167ZM176 262V261H175ZM206 262V261H205ZM204 261H203V263H205ZM257 262H260V261H257ZM27 263V262H26ZM54 263V262H53ZM58 263V262H57ZM69 263V262H68ZM218 263H220V262H218ZM253 264H257V263H254V261L252 262ZM251 263V264H252ZM35 264V263H34ZM138 264V263H137ZM169 264V263H168ZM196 264H197V262H196ZM217 264V263H216ZM223 264V263H222ZM243 264V263H242ZM259 264V263H258Z\"/></svg>",
	"mask_w": 264,
	"mask_h": 264
},
{
	"label": "built area",
	"instance_id": "obj_3",
	"mask_svg": "<svg viewBox=\"0 0 264 264\" xmlns=\"http://www.w3.org/2000/svg\"><path fill=\"white\" fill-rule=\"evenodd\" d=\"M68 1L13 0L0 7V75L8 68H12L13 74L29 69L39 57L33 45L35 30L46 27L49 12L63 8ZM140 1L136 24L128 33L121 36L110 31L105 43L80 55L82 61L91 64L97 75L115 73L120 66L131 63L137 54V46L153 35L155 22L165 17V9L160 1ZM259 28H264V0H217L208 21L193 33L189 44L147 74L144 84L136 86L134 96L138 98L143 90L156 89L172 81L205 56L218 37H223L226 44H231L233 38L240 35L254 39ZM122 51H126V55L121 56ZM31 53L37 55L29 56ZM25 62H28L27 67L18 71V67ZM203 107L204 101L198 99L195 102L196 110L201 111ZM23 142L24 138L17 131L0 126L1 157L12 158Z\"/></svg>",
	"mask_w": 264,
	"mask_h": 264
},
{
	"label": "crops",
	"instance_id": "obj_4",
	"mask_svg": "<svg viewBox=\"0 0 264 264\" xmlns=\"http://www.w3.org/2000/svg\"><path fill=\"white\" fill-rule=\"evenodd\" d=\"M13 0H0V7L9 4ZM210 1L212 12L213 0H196L194 2V9L200 11L203 2ZM70 1H68L69 3ZM67 3V4H68ZM66 5V4H65ZM208 6V4H207ZM208 10V9H207ZM196 11V12H197ZM199 22L196 25L199 27L204 21L208 19V15H198ZM48 25L44 28H38L33 34V45L39 52L42 58L37 59L29 67L35 68L39 63L44 62L49 50H55L61 55L60 63L58 64L55 59H48L45 63H49L51 67L61 66V70L64 76L59 79V76L52 73L53 76H49L46 79L38 80L35 76L31 78L28 75L13 74L12 68H8L0 75V125L7 124L14 130L23 135L31 143H35L38 140L47 138L54 130L56 124L60 122L61 117L65 112V6L61 9H55L49 12L47 16ZM157 20L154 28L157 34V27L160 25ZM70 32V29H68ZM81 41L84 44L86 41H91L80 52H75L72 49L71 54L77 53V56L87 51L88 49L103 44L107 40V31H97L93 34H85L81 31H77L76 35L73 33L70 39ZM78 38V39H76ZM151 36L147 37L143 42L144 45L137 46V55L139 52L150 44ZM78 47H81L78 46ZM78 51V50H77ZM121 56L126 55V51L120 52ZM76 56L77 61H80L81 65L85 63L81 62ZM72 62V61H71ZM77 65H79L77 63ZM91 66V64L89 63ZM92 67V66H91ZM77 78L83 77L81 70L76 71ZM108 74H112L107 72ZM102 77V74L99 75ZM77 94L76 98H83L82 86L80 87L79 80L77 79ZM79 101V100H78ZM68 105L72 104L69 100Z\"/></svg>",
	"mask_w": 264,
	"mask_h": 264
}]
</instances>
